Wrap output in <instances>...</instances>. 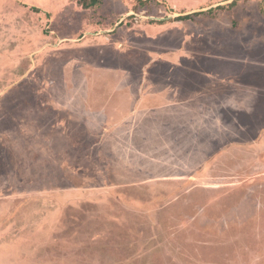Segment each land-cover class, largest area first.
<instances>
[{"label":"rangeland","instance_id":"rangeland-1","mask_svg":"<svg viewBox=\"0 0 264 264\" xmlns=\"http://www.w3.org/2000/svg\"><path fill=\"white\" fill-rule=\"evenodd\" d=\"M91 1L0 0V264H264V0Z\"/></svg>","mask_w":264,"mask_h":264},{"label":"trees","instance_id":"trees-1","mask_svg":"<svg viewBox=\"0 0 264 264\" xmlns=\"http://www.w3.org/2000/svg\"><path fill=\"white\" fill-rule=\"evenodd\" d=\"M95 3H97V0L91 1L92 5H95ZM235 4H236V1L230 3L229 7L234 6ZM217 9H223V7L219 6L217 7ZM212 12H213V9H209L207 11H202V12H197V13H192V14L181 16L178 18V20L191 21V20H194L196 16L204 15V14H212ZM152 23L161 24L162 22L159 21V22H152Z\"/></svg>","mask_w":264,"mask_h":264},{"label":"crops","instance_id":"crops-1","mask_svg":"<svg viewBox=\"0 0 264 264\" xmlns=\"http://www.w3.org/2000/svg\"><path fill=\"white\" fill-rule=\"evenodd\" d=\"M120 22H121V20L118 23H120ZM108 32H110V31H108V30L107 31H99L97 33H87V34H88V36H92V37L97 36V37H94L96 39V38H100V37H105V35Z\"/></svg>","mask_w":264,"mask_h":264}]
</instances>
